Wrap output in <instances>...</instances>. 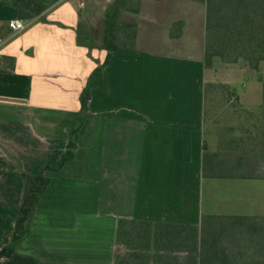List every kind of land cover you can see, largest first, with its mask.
Returning a JSON list of instances; mask_svg holds the SVG:
<instances>
[{"label": "crops", "instance_id": "obj_1", "mask_svg": "<svg viewBox=\"0 0 264 264\" xmlns=\"http://www.w3.org/2000/svg\"><path fill=\"white\" fill-rule=\"evenodd\" d=\"M19 1L0 0V250L20 222L21 171L56 167L84 121L74 158L45 170L26 232L0 264H200L205 216H264L204 204L217 179L204 176L208 119L243 122L235 94L217 108L208 92L206 0H125L116 10L117 0H59L15 32ZM227 132L211 153H228Z\"/></svg>", "mask_w": 264, "mask_h": 264}, {"label": "trees", "instance_id": "obj_2", "mask_svg": "<svg viewBox=\"0 0 264 264\" xmlns=\"http://www.w3.org/2000/svg\"><path fill=\"white\" fill-rule=\"evenodd\" d=\"M58 1L20 0L17 3V16L22 20H32ZM124 3L125 0H117L112 9H120ZM206 7V66L219 57L227 63L243 60L259 72L264 61V0H206ZM108 18L113 22L116 15L113 13ZM78 43L82 45L79 35ZM111 51L109 48L108 54ZM7 60L9 57H2V61ZM107 62L108 57L103 65L94 69L91 77L99 74ZM91 77L81 95L83 105L91 97ZM258 79L264 82L260 74ZM261 116L264 120V107ZM83 121L84 116L78 127L72 130L67 149L56 167H46L37 175L21 171L26 181V193L20 222L11 242L0 250V258L11 256L23 238L37 199L47 184L45 170L59 172L74 158L77 144L73 136L80 130ZM241 126L238 128L240 136L226 143L228 153L204 152L205 177L221 178L230 174L235 178H264V172L259 168L260 163L264 162V123L248 125L243 122ZM22 225L24 229H21ZM202 227L200 264H264V216H205Z\"/></svg>", "mask_w": 264, "mask_h": 264}, {"label": "rangeland", "instance_id": "obj_3", "mask_svg": "<svg viewBox=\"0 0 264 264\" xmlns=\"http://www.w3.org/2000/svg\"><path fill=\"white\" fill-rule=\"evenodd\" d=\"M112 27L110 26L107 33L109 40H113L115 35V29ZM91 38L95 39V35H92ZM93 42L96 41L93 40ZM208 67L216 73V84L208 86V92L213 91L216 95L215 106L221 108L222 106H226L228 102L223 95L235 94L233 102L229 104L233 105L237 112H241L240 116L238 115L239 118H242V121L247 122L248 125H252L254 122L264 123V120L261 118L264 107V82H260L258 79V75L260 74L264 80V61L260 65L259 72L252 69L243 60H240L238 63H227L219 57L214 58ZM259 91L263 93V98L260 101L255 98L245 99L252 92ZM236 95H241L244 98L242 99ZM244 106L250 107V109L246 110ZM222 114L223 116L220 115V112H216V115L213 114L211 119H208L210 123L206 126L205 137L209 153L213 151L217 144L219 145L220 141L224 140V134L228 131L227 127L230 130L232 128L235 129L232 134L227 132L228 139H232L231 137L236 139L240 135L238 128L243 122H237V114ZM215 116L226 117L225 119L228 118V120L220 123L215 122L214 125ZM229 122L231 124L227 125ZM241 127L243 128V126ZM259 168L264 172V162L260 163ZM208 185L210 186L207 187ZM203 193L206 207L232 205L236 209L238 208V212H248L251 209L258 210L259 207L264 209V180L217 178L215 182H210L204 186Z\"/></svg>", "mask_w": 264, "mask_h": 264}, {"label": "built area", "instance_id": "obj_4", "mask_svg": "<svg viewBox=\"0 0 264 264\" xmlns=\"http://www.w3.org/2000/svg\"><path fill=\"white\" fill-rule=\"evenodd\" d=\"M8 26L15 32H21L26 29V22L22 19L16 18L8 21Z\"/></svg>", "mask_w": 264, "mask_h": 264}]
</instances>
